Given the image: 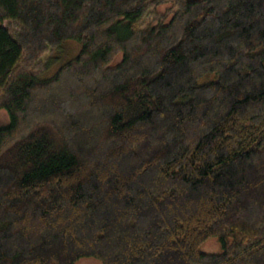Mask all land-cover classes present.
Wrapping results in <instances>:
<instances>
[{"label": "trees", "instance_id": "obj_1", "mask_svg": "<svg viewBox=\"0 0 264 264\" xmlns=\"http://www.w3.org/2000/svg\"><path fill=\"white\" fill-rule=\"evenodd\" d=\"M1 109L0 264H264V0H0Z\"/></svg>", "mask_w": 264, "mask_h": 264}, {"label": "rangeland", "instance_id": "obj_2", "mask_svg": "<svg viewBox=\"0 0 264 264\" xmlns=\"http://www.w3.org/2000/svg\"><path fill=\"white\" fill-rule=\"evenodd\" d=\"M169 5V4H167ZM167 5H163L160 10L167 11ZM80 43L76 40L68 39L64 41L61 46L53 50L51 53L48 54V58L45 60V67L39 73L38 77L40 79H48L50 78L56 70L67 63L68 61L72 60L80 50ZM120 59L118 56L114 62H117ZM9 122V117L5 110H0V127L5 126ZM203 252L214 253L219 251V245L216 242L215 238L209 239L205 244L201 247ZM76 264H101L98 259L93 257H84L80 258Z\"/></svg>", "mask_w": 264, "mask_h": 264}]
</instances>
